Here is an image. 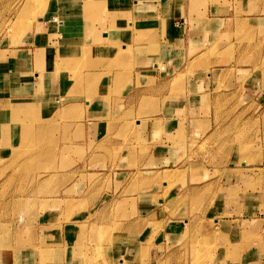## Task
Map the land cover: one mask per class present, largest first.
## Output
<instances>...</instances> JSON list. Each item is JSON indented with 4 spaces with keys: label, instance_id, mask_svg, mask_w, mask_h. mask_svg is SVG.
I'll return each instance as SVG.
<instances>
[{
    "label": "crops",
    "instance_id": "obj_1",
    "mask_svg": "<svg viewBox=\"0 0 264 264\" xmlns=\"http://www.w3.org/2000/svg\"><path fill=\"white\" fill-rule=\"evenodd\" d=\"M201 1L219 0H54L47 20L34 23L16 44L0 49L4 54L0 60V160L9 157L26 131L54 123L49 127L61 124L70 129L69 140L63 144L79 145L82 152L91 145L93 151L86 154H93L95 161H113L116 177L138 167L162 173L183 159L188 136L209 130L222 99L233 98L229 107L241 100L244 109L250 99L263 100L264 74L259 65L264 58V0H223L224 6L214 3L206 11L197 7ZM229 1H237L238 8ZM228 45L226 56L217 53L229 49ZM179 131L182 138L174 136ZM189 166L185 183L194 192L208 173ZM177 183L179 188L183 185V181ZM76 186L66 185L65 189L79 188L80 193L64 199L67 203L75 198L80 208L65 206V219L58 218V207L52 205L38 213L32 228H28L30 222L23 226L20 245L0 249V264H79L73 251L89 210L100 204L99 213L121 197L113 186L111 190L99 183L95 190L85 184ZM134 192L128 197H136ZM256 200L246 202L247 211L260 207ZM205 207L214 220L216 236L223 232L230 237L237 225L234 218H218L216 212L223 213V206L217 202ZM239 220L248 227L264 218ZM169 226L150 242L145 241L149 232L137 240L135 229L130 243L120 241L119 248L132 249L131 256H126L137 263L140 256H152L167 234L184 228L176 223ZM41 249L56 253L43 258Z\"/></svg>",
    "mask_w": 264,
    "mask_h": 264
},
{
    "label": "rangeland",
    "instance_id": "obj_2",
    "mask_svg": "<svg viewBox=\"0 0 264 264\" xmlns=\"http://www.w3.org/2000/svg\"><path fill=\"white\" fill-rule=\"evenodd\" d=\"M53 1L0 0V49L16 44L34 23L47 20ZM214 3L218 7L225 5L219 0L201 1L196 6L206 11ZM228 3L238 8L237 1ZM241 24L236 22L240 27ZM236 37L239 41L240 32ZM215 44L213 42V51L217 49ZM228 46L229 49L217 53L226 56L230 50ZM2 54L0 50V60ZM259 68L264 74V58ZM2 71L0 62V78ZM232 99L225 98L218 103V111L213 113L212 123L205 134L190 135L189 139L183 136L185 142L186 139L189 142L185 143L183 159L162 173L141 171L143 168L138 167L116 177L113 161H95L94 155H89L93 151L91 145L82 152L79 145L63 144L69 140L70 129L61 127V124L49 127L54 123H46L37 131H26L9 157L0 160V249L20 245L18 238L24 234L25 223L30 222L28 228H32L34 217L47 211L51 205L58 207V218L61 219H65L64 213L68 212H65V206L72 204V208H80L75 198L65 202L64 196L80 193L79 188L65 189L66 185L77 187L79 184L81 188L85 184L95 190L94 185L99 183L110 190L113 186L115 195L121 198L99 213L100 204L89 210L88 218L78 231L73 251L80 258L79 264H264V221L260 224L251 222L248 227L238 222L241 218H264V99H250L245 109L241 100H234L229 107ZM57 122L60 120L55 121V125ZM178 133L180 131L174 136L182 138ZM189 165L193 170L201 167L208 173L194 192H190L185 183ZM98 167L103 170L98 171ZM177 181H183L180 188L177 185L181 183ZM173 186L176 188L172 192H166ZM132 190L136 191L133 193L136 197L130 198ZM144 197L149 199L144 201ZM252 197L258 199L254 204L260 203L255 212L247 211L246 202ZM214 202L223 206V213L216 212L218 218L231 221L234 218L237 223L230 237L223 236V232L216 236L214 220L209 218V209L205 207ZM99 220L105 223L98 224ZM170 223L184 228L174 235L167 234L165 243H157L152 256H140V260L137 257L136 263V258H129L132 249L119 248L130 243V234L135 229L137 240H143L144 234L149 232L144 240L150 242L159 231L167 232ZM123 240L129 242L120 244ZM38 252L43 258L56 253L50 249ZM127 253H131L129 257Z\"/></svg>",
    "mask_w": 264,
    "mask_h": 264
},
{
    "label": "bare ground",
    "instance_id": "obj_3",
    "mask_svg": "<svg viewBox=\"0 0 264 264\" xmlns=\"http://www.w3.org/2000/svg\"><path fill=\"white\" fill-rule=\"evenodd\" d=\"M51 19H52L51 21H53V22L57 21V19H56V18H51Z\"/></svg>",
    "mask_w": 264,
    "mask_h": 264
}]
</instances>
